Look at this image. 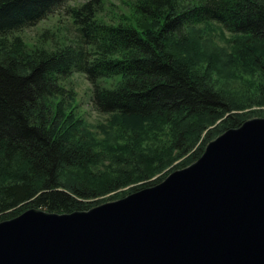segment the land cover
<instances>
[{
  "label": "trees",
  "instance_id": "trees-1",
  "mask_svg": "<svg viewBox=\"0 0 264 264\" xmlns=\"http://www.w3.org/2000/svg\"><path fill=\"white\" fill-rule=\"evenodd\" d=\"M70 1L0 0V222L119 200L191 165L225 131L264 118V109L238 113L264 107V0H135L134 18L118 23L99 19L103 0H89L67 11L74 44L29 50L18 34ZM214 28L233 38L230 67L259 77L248 104L216 85L224 54L202 49L195 35ZM75 74L92 85L116 141L97 140L54 103ZM114 79L113 88L101 84ZM148 122L165 140L151 141ZM102 158L111 165L104 174Z\"/></svg>",
  "mask_w": 264,
  "mask_h": 264
},
{
  "label": "water",
  "instance_id": "water-1",
  "mask_svg": "<svg viewBox=\"0 0 264 264\" xmlns=\"http://www.w3.org/2000/svg\"><path fill=\"white\" fill-rule=\"evenodd\" d=\"M0 264H264V118L119 200L0 222Z\"/></svg>",
  "mask_w": 264,
  "mask_h": 264
},
{
  "label": "rangeland",
  "instance_id": "rangeland-1",
  "mask_svg": "<svg viewBox=\"0 0 264 264\" xmlns=\"http://www.w3.org/2000/svg\"><path fill=\"white\" fill-rule=\"evenodd\" d=\"M89 0H71L67 5L54 12L46 20L39 23L37 26L19 33L29 50L37 47H44L47 50H56L66 45L74 44L77 38V30L73 21L68 14L69 8L79 7ZM135 0H103V12L99 15V19L106 22L118 23L120 19L128 18L132 20L135 16L134 6ZM214 29H200L195 35L200 40V47L209 52L222 53L226 60L221 64L222 72L214 73L218 87H224L229 91L231 97L238 104H248L252 97L258 92V76L251 74L252 72H241L234 70L228 64L230 58L231 43L233 38L228 33ZM224 65H226L225 72ZM206 70L210 67L204 66ZM118 79L102 81V85L106 88H113L117 84ZM64 88V96L54 98V103L64 108L67 114H73L77 120H80L84 127L93 134L99 141H116V138L121 134L118 130H113L109 127L108 116L98 113L93 105V87L87 78L82 74H75L68 80L62 82ZM264 107L255 106L246 108L238 113H247L249 111L263 110ZM260 118V117H257ZM149 127H153L149 129ZM159 124L146 123L144 128L149 129L152 134L151 141L165 140V136H159L155 132ZM149 131V132H150ZM98 147L96 149H101ZM104 148V147H103ZM97 152V151H96ZM179 162L175 163L177 165ZM98 172L104 174L106 167H111L107 159L102 158V164L98 166ZM170 169V168H169ZM168 169V170H169ZM156 179V178H154ZM131 187L124 188L115 194H120L122 191H128ZM114 194L104 197V200H109ZM116 201V200H115ZM111 202V201H108ZM107 203V202H106Z\"/></svg>",
  "mask_w": 264,
  "mask_h": 264
}]
</instances>
